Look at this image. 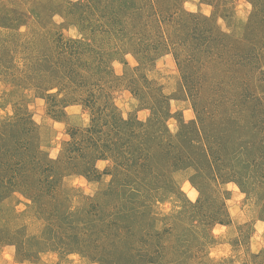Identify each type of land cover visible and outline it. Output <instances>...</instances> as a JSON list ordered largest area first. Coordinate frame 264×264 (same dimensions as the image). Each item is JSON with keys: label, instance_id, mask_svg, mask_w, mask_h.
I'll use <instances>...</instances> for the list:
<instances>
[{"label": "rangeland", "instance_id": "1", "mask_svg": "<svg viewBox=\"0 0 264 264\" xmlns=\"http://www.w3.org/2000/svg\"><path fill=\"white\" fill-rule=\"evenodd\" d=\"M240 3L0 0L2 264H101L94 251L61 247L58 237L75 232L57 221L67 211L70 225H93L83 236L101 248L111 238L131 244L133 258L116 251L125 264H264V150L250 147L264 144V0ZM125 114L133 143L146 125L163 150L175 149L176 167L152 170L150 180V159L131 165L122 149L132 139L122 135L118 149L87 160L80 129L97 120L107 131ZM191 120L206 155L187 153L180 138L166 142ZM232 145L234 158L225 155ZM124 202L142 207L130 218L134 232L123 226ZM156 232L159 246L147 242ZM42 235L50 244L37 243Z\"/></svg>", "mask_w": 264, "mask_h": 264}, {"label": "trees", "instance_id": "2", "mask_svg": "<svg viewBox=\"0 0 264 264\" xmlns=\"http://www.w3.org/2000/svg\"><path fill=\"white\" fill-rule=\"evenodd\" d=\"M118 121H122V123L119 125L118 122H116L115 124H112L111 128H107V131H104V129H102V127L99 125V123L97 122V120H94L92 122V125L87 127V128H82L80 129V134L82 135V140L79 141V146H81L82 149H85V151H87V154H85V156L88 155L89 158H87V160H92V157L89 155V152L91 151L93 158L95 160L97 159H103V156H105V151L108 149H112L113 146H115L117 149L119 148V144L121 141V136L125 137V136H129L131 137L132 140H130L128 143H126V147H129V150H126L125 148H121L124 153H126V156L128 157V159L131 162V165H135L136 163L135 158H137V160L139 159H144L141 162L144 163L145 159H150V163L151 165H149V161H146L145 164H148V170H150V173L147 174L148 178L150 180L152 179L151 176V171H158L160 172V174H165L166 171H164V168H173L176 167L177 165V161H179L180 159L176 156V152L175 149L170 150V149H164V147H168V145L165 143V141L161 138L156 136L155 134L151 133V129L149 127H147L146 125L144 126L146 133L149 134V138L151 137L152 141H156L159 140L158 142H156L155 146L151 145L150 148L147 147V145H150L148 142L149 138H146V133H143L141 135H139V140H138V144L133 143V138H135V130L134 127L132 125L131 120H125V118H122V116L119 115ZM192 122L188 123V126H186V128L184 129V133L183 134H176L175 137L171 135V133L169 134V140L166 142H168L169 145H171L172 143H174V140H176V138H180L181 139V143L183 145H185V149L187 153H192V151L194 150H200V148H198L196 146L197 142H194L193 140V134H194V130H198V126H196L197 124L194 122V120H191ZM128 124V125H127ZM18 125V124H16ZM16 131H19L18 128L15 129ZM9 131V130H8ZM127 131H129L130 133H128ZM9 133V132H8ZM77 133V132H76ZM16 135V134H15ZM11 137V136H10ZM117 137V138H114ZM161 138V139H160ZM10 139V138H9ZM10 142H12V140L10 139ZM170 142V143H169ZM145 143H147V145H144ZM205 147V144H202ZM226 145V144H225ZM234 145V144H233ZM232 146H224V148L226 149L225 155H231L233 158L238 155L236 153V150L240 149V148H245V145H241L238 144L237 146H240L237 149V146L234 147L232 150L229 149L230 152H227L228 148H232ZM255 146H257L258 148H256ZM251 148L254 147L255 150H260V152L262 151L261 149L264 150V144L262 145H251ZM142 148V149H141ZM148 148V151H145L144 149ZM248 148V145L246 146V149ZM119 149V150H121ZM140 149V150H139ZM192 150V151H191ZM200 152L202 154H205L208 152V150L206 149H202L200 150ZM250 152V151H249ZM123 153V152H121ZM262 154H264V152L262 151ZM189 156H191V154H188ZM226 157V156H225ZM158 160L159 163H155V160ZM206 161H210L211 163V159H207ZM239 164L241 163L238 162ZM247 163V162H244ZM249 165H245L244 167H248ZM210 168V167H209ZM96 171V170H95ZM164 171V172H163ZM92 171L88 172L91 173ZM157 172V173H158ZM94 173V172H93ZM156 173V172H153ZM232 173V172H230ZM229 175V173H228ZM124 192V191H123ZM123 196V195H122ZM132 197V196H131ZM120 198V197H119ZM136 197H132V199H135ZM131 198L129 199L132 200ZM119 200H122V198H120ZM128 201V202H129ZM122 202V201H121ZM124 203H120L122 211L124 212V214L121 216V219H125V222H123V226L126 225V229H131L132 232H134V229L137 228L136 224L134 225V222L131 221L130 218H132V212H134L133 210H140L142 209V207H129ZM203 203V201H202ZM200 202V204H202ZM131 204V201H130ZM141 212V211H140ZM70 214L71 212L67 211V213L65 212H60V215L57 216V221L59 223H61L62 227L65 226V229H74L75 232H72L73 234L70 236H66V239H63L58 237V241L61 245V247H64L65 249H75L77 248L80 251H86L87 253H92V251H94V254L98 255L100 257L101 260H99L101 262V264H114L116 262H118V258L119 256L116 254V251H120V253H129L128 256H131L133 258V256H136L135 254H130L129 251L133 250L132 249V245L129 244L128 246H124V238H121L120 240L116 241L114 238H111V242L110 245L108 246L109 248H101L99 245H97L98 239L97 238H92L90 235L91 232H93L94 230L92 228L93 225L90 223L89 226H87V224L85 225V227H82L78 224L72 226L70 225L69 222V218H70ZM104 221V220H103ZM138 221V220H136ZM110 222V221H109ZM180 220L176 219L175 221H173V226H175V229L177 227H180ZM108 223H106L107 226ZM105 226V227H106ZM59 227V228H62ZM104 227V228H105ZM90 228V230H92L91 232H89V234H85L83 236V233H86V231ZM137 230V229H136ZM187 229H185L186 231ZM48 231V229H47ZM167 232H171L172 229L170 230H165ZM184 231V232H185ZM141 232V231H139ZM142 233V232H141ZM140 233V235H141ZM138 236L136 239L137 241L141 242L144 241L145 239H143V236ZM155 240L152 239L151 241H147L150 243H154V246H159L163 237L161 235L160 232H156L155 233ZM42 238L39 239L37 241L38 244H50L47 236H41ZM57 242V241H56ZM133 244L135 243L134 240L131 241ZM99 246V247H96ZM73 247V248H72ZM152 248V247H149ZM159 248V247H158ZM173 251L176 252V249H174ZM170 253V252H169ZM174 253V252H173ZM152 256V255H150ZM149 257V256H148ZM143 258H141L139 256V259L137 260L138 262H142ZM175 262V261H173ZM119 264H125V262L122 260V258H119ZM156 264H159V262L157 261Z\"/></svg>", "mask_w": 264, "mask_h": 264}, {"label": "clouds", "instance_id": "3", "mask_svg": "<svg viewBox=\"0 0 264 264\" xmlns=\"http://www.w3.org/2000/svg\"><path fill=\"white\" fill-rule=\"evenodd\" d=\"M185 7H186L187 9L193 11V12L196 11V7H195L194 4H191V3H187V2H186V3H185ZM244 7H245V5H244V3H243V0H241V3L238 4V9H242V8H244ZM246 7H247V9H248V12H250L251 9H252V5H251V3H248V4L246 5ZM205 14H206V15H210V14H211V12H210V6H205ZM239 14H240L245 20L247 19V13H246V12L241 11ZM54 19H56V20L59 21V20H60V17L57 16V17H54ZM220 23H223V21L221 20ZM21 30H23V29H21ZM114 63H117V66H118V62H114ZM9 114H11V112H9ZM0 115H2V110H0ZM124 118L127 119V115H126V114H125ZM86 120H87V117H86ZM52 158H55V154H53ZM97 166L102 170L103 167H104V163H103V162H98V165H97ZM190 195H192L193 202H195V196H194L193 194H191V193H190ZM10 249H11V250H14V245H13V246H10ZM252 251H253V252H257V251H259V249L257 248V246H256L255 244H253V246H252ZM222 254H225V255H226V253H222ZM70 255H71L73 258H77V257H78V254H77V253H72V254H70ZM211 255L216 256L217 253H216L215 251H213V252L211 253ZM5 256L7 257V259H8L9 261L12 260V257H11L10 255H8L7 252H5ZM0 264H2V262H0ZM26 264H27V262H26Z\"/></svg>", "mask_w": 264, "mask_h": 264}]
</instances>
